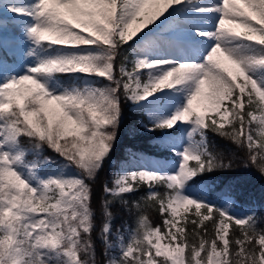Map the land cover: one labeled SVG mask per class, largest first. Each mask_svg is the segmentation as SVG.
<instances>
[{
    "label": "snow or ice",
    "instance_id": "obj_1",
    "mask_svg": "<svg viewBox=\"0 0 264 264\" xmlns=\"http://www.w3.org/2000/svg\"><path fill=\"white\" fill-rule=\"evenodd\" d=\"M125 105L173 159L130 152L97 207ZM229 145L264 175V0H0V264H264L260 208L208 195Z\"/></svg>",
    "mask_w": 264,
    "mask_h": 264
},
{
    "label": "trees",
    "instance_id": "obj_2",
    "mask_svg": "<svg viewBox=\"0 0 264 264\" xmlns=\"http://www.w3.org/2000/svg\"><path fill=\"white\" fill-rule=\"evenodd\" d=\"M12 24L14 23H10L11 26ZM13 31L14 33L18 32L14 28ZM18 61L19 57L17 56V62ZM124 107L126 115L120 129V134L111 161L101 173L99 182L94 185L96 193L94 204L97 207L100 204L103 182L105 178L111 174L113 170L112 166L126 159L130 152H146L165 156L171 155L158 146L159 141L156 138L160 136V132H148L139 127L138 121L144 120L145 123H148L147 117L130 111L127 105ZM131 127H136L137 131L135 134H130L129 129ZM215 139L221 145L225 144V142L218 137ZM229 147L233 146L229 145ZM233 151L237 156L233 167L216 170L206 174V178H211L214 181L213 189L208 194L209 198L219 205V194L225 191H232L238 194L237 203L259 207L261 213H264V175H261L255 167L249 166L246 168L239 159L244 153L239 152L234 147ZM45 155H54V153L46 152ZM149 215L154 225L161 223L160 216L157 212H150ZM125 221H128L135 227L133 219L130 218L127 213L117 210V219L114 222L115 227H120Z\"/></svg>",
    "mask_w": 264,
    "mask_h": 264
},
{
    "label": "rangeland",
    "instance_id": "obj_3",
    "mask_svg": "<svg viewBox=\"0 0 264 264\" xmlns=\"http://www.w3.org/2000/svg\"><path fill=\"white\" fill-rule=\"evenodd\" d=\"M11 23H14L15 24V23H18V22L13 21ZM13 36L18 37L19 36V32L14 33L13 27L9 24V26L7 28V32L5 33V39H7L8 42L11 44L13 42ZM17 56L19 57V49L17 50ZM19 63H20V60L17 62V65H19ZM206 103H207L206 100H200V101H198V104L201 107H203V105L206 104ZM135 153H142V154H144L147 157H150V158H153V159H159L161 161H163L165 159H169V160L173 159V157L171 155L165 156V155H159V154H149V153H146V152H135ZM126 159H124V160H126ZM124 160H121L120 162H122ZM120 162L117 164V166L120 164Z\"/></svg>",
    "mask_w": 264,
    "mask_h": 264
}]
</instances>
